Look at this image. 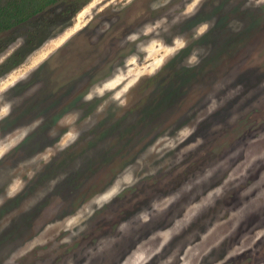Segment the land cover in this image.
<instances>
[{
  "label": "clouds",
  "instance_id": "1",
  "mask_svg": "<svg viewBox=\"0 0 264 264\" xmlns=\"http://www.w3.org/2000/svg\"><path fill=\"white\" fill-rule=\"evenodd\" d=\"M133 3L134 0H79L72 13L67 16L65 9L68 5L64 0L53 6L49 10L48 20H54L55 17H61V20L49 23L47 35L28 49L17 64L0 73V122L10 117L14 108L19 107L24 99L34 95L41 84L34 83L20 97H10L12 89L29 81L34 73L39 72L53 57L59 56L69 44L86 39L88 32L92 33V42L98 40L112 28L115 14L124 12ZM208 3L209 0H151L149 8L159 15L141 23L119 40L118 47L126 49V54L111 66L106 77L92 83L83 93L82 103L98 102L94 110L85 115L82 110L74 109L57 119L55 127L50 128L47 133L53 143L18 164L17 167L25 169L26 172L16 174L15 170H9L10 179L0 193V207L23 193L29 183L52 164L60 153L67 152L76 145L82 136L105 120L110 111L123 114L128 110L132 94L141 82L151 80L164 72L185 50L190 49L180 60L179 68H198L212 55L211 45H201L198 42L215 29L216 16L195 24L188 32L174 31L199 15ZM221 4L225 13L231 17L227 23L230 34L244 32L247 21L252 17L261 24L256 43L247 47L245 57L241 59L249 55L264 56V51H258L256 47V44L264 41V0H211L210 7H220ZM109 12L114 14L112 21L105 19V14ZM233 12L237 14L232 15ZM6 38V33L0 35V39ZM27 43V35L23 32L15 34L13 39L0 48V66L8 63ZM41 49H48L47 55L38 62H32L33 54ZM24 68L26 70L21 72ZM226 89L230 90L225 95H220ZM256 96H264V80L252 89H246L243 83H237L233 77L214 81L203 104L196 109L189 122L174 131L169 129L156 136L134 162L126 164L106 187L91 194L71 213L47 224L41 232L33 234L27 240L0 247V264H20L37 249L54 252L60 248L71 247L78 241L82 242L78 255H69L64 264H80V261L83 264H152L156 257L162 256L174 239L189 229L202 215L215 208L218 201L225 200L236 190H239L240 204L235 210L229 211L205 232L198 234L199 242L190 239L182 251L177 245L167 256H162L157 264H204L206 258L208 264H227L229 259L253 249L254 244L264 238V227L254 231V235L246 233L242 236L239 246L232 247L222 259L212 257L214 250H218L225 240L236 235L249 215L264 208V203H261L264 201V173H261V179L255 184L240 190L257 170L264 167V127H257L251 135L225 150L223 155L202 163L174 191L153 197L147 206L128 219L120 221L115 234L99 237L94 244L84 241V236L91 233V222L98 212L137 188L142 181L157 177L163 172H170L173 167H177L178 172H183L186 166H179L185 158L196 153L206 143L205 137L196 134L199 125L208 117L224 108L230 100L241 98L225 121L210 126V135L220 133L226 125L236 126L250 108L261 107L257 103L241 111L242 105ZM259 118L264 119V116ZM42 124L44 117L41 116L0 137V161L19 148ZM193 137L195 138L192 139ZM172 153L175 155H170ZM200 155L204 156L206 153L201 151ZM80 166L81 162L78 161L73 170L78 171ZM221 175L223 178L220 182L212 186L214 178ZM67 177V172H61L49 179L45 186L37 189L23 202L20 212H30ZM177 205L181 212L171 218L169 226L152 231L144 239H138L124 256L118 260L114 258V250L118 245L132 238L133 233H138L145 226L167 216ZM16 215L19 212L9 214L0 222V234L11 226V220ZM37 255L44 256L45 252L39 251ZM54 258L45 261V264H52ZM261 264H264V260H261Z\"/></svg>",
  "mask_w": 264,
  "mask_h": 264
},
{
  "label": "rangeland",
  "instance_id": "2",
  "mask_svg": "<svg viewBox=\"0 0 264 264\" xmlns=\"http://www.w3.org/2000/svg\"><path fill=\"white\" fill-rule=\"evenodd\" d=\"M64 2L68 5L65 9V16H67L72 13L79 0H64ZM150 3L151 0H143L133 6L134 2L129 7L133 8L132 11H128L129 16L123 17L121 24H135L132 26L134 29L141 23L154 19L159 14L149 8ZM210 4L211 0L199 15L174 31L188 32L195 24L216 16L215 29L198 42L201 45H211L212 55L205 59L198 68H179L180 60L190 51V49L185 50L180 57L167 66L164 72L151 80L141 82L132 94V102L128 110L123 114L110 111L107 118L90 133L82 136L76 145L67 152L60 153L52 164L29 183L23 193L13 200H8L3 207H0V222H3L9 214L19 212V215L12 218L11 226L0 234V247L29 239L33 234L41 232L47 224L71 213L91 194L101 191L126 164L134 162L135 158L154 141L156 136L169 129L174 131L189 122L196 109L203 104L204 97L211 90V84L214 81L233 77L236 78L237 83H243L246 89H252L264 80V56L249 55L241 59L245 57L247 47L256 43L257 32L261 30V24L255 17H252L247 21L244 32L238 35L230 34L227 31V23L231 17L225 13L223 4L220 7H210ZM50 9H53V6L29 23L0 33V35L7 34L6 39H0V48H3L17 33L23 32L28 37L25 48L13 56L8 63L0 66V73L17 64L28 49L34 47L47 35L49 23L61 20V17L48 20ZM236 14L232 13V15ZM117 17L118 14H115V19ZM113 18L114 14L110 12L105 14L106 20L112 21ZM138 21L139 24L136 23ZM111 31L112 29L104 33L95 42L90 39L91 31L88 32L86 39L82 38L69 44L59 56L53 57L39 72L34 73L29 81L17 85L9 93L10 97H20L34 83L41 84L34 95L24 99L19 107L14 108L10 117L0 122V137L41 116L44 117V124L32 133L19 148L0 161V193L3 192L4 186L10 179V169L15 170L16 174L26 172L25 169L18 168V164L41 151L46 145L53 143L47 133L50 128L55 127L60 116L74 109L82 110L85 115L94 110L98 102L82 103L83 93L92 83L106 77L111 66L126 54V49L118 47L117 41L123 37L117 33L113 38L116 46L104 49V45L111 36L109 34ZM256 47L258 51H264V41H260ZM47 52L48 49L35 52L31 58L32 62L40 61L47 55ZM25 70L26 68L21 69V72ZM228 90L230 89H226L220 95H225ZM240 99L236 97L230 100L224 108L199 125L196 135L205 137L206 143L196 153L185 158L179 166H186L183 172H178V168L173 167L170 172H163L157 177L142 181L137 188L130 190L129 193L96 214L91 222V233L85 234L84 241L94 244L99 237L115 234L120 221L128 219L135 212L147 206L153 197L167 195L174 191L199 169L202 163L223 155L225 150L251 135L257 127H264V119L259 118L264 116V96H256L246 101L241 111L257 103L261 105L260 108H250L236 126L226 125L222 132L209 134L210 126L225 121ZM201 151L206 155L201 156ZM78 161L81 162V166L78 171H74V166ZM61 172H67L68 177L57 185L53 193H50L30 212H20L26 199ZM261 173H264V167L257 170L240 190L259 181ZM222 178V175L214 178L212 186H215ZM238 193L239 190H236L230 193L225 200L218 201L215 208L202 215L189 229L174 239L164 250L162 256H167L177 245L182 251L190 239L199 242L198 234L205 232L217 219L226 216L229 211L239 206ZM180 212V207L174 206L167 216L145 226L138 233H133L132 238L126 239L116 247L114 258L118 260L119 257L124 256L138 239H144L152 231L169 226L171 218L179 215ZM261 227H264V208L249 215L236 235L225 240L218 250H214L212 257L222 259L232 247L239 246L242 236L246 233L254 235V231H258ZM81 244L82 242L78 241L71 247L60 248L54 252L37 249L20 264H45V261L52 257H55L52 259V264H64V260L69 255H78ZM39 251H44L45 255L38 256ZM162 256L156 257L152 264H157ZM261 260H264V238L258 240L253 249H248L229 259L227 264H261ZM80 264H83V261H80ZM204 264H208V258L205 259Z\"/></svg>",
  "mask_w": 264,
  "mask_h": 264
},
{
  "label": "trees",
  "instance_id": "3",
  "mask_svg": "<svg viewBox=\"0 0 264 264\" xmlns=\"http://www.w3.org/2000/svg\"><path fill=\"white\" fill-rule=\"evenodd\" d=\"M62 0H0V33L29 23Z\"/></svg>",
  "mask_w": 264,
  "mask_h": 264
},
{
  "label": "flooded vegetation",
  "instance_id": "4",
  "mask_svg": "<svg viewBox=\"0 0 264 264\" xmlns=\"http://www.w3.org/2000/svg\"><path fill=\"white\" fill-rule=\"evenodd\" d=\"M141 1H143V0H134L135 4L133 6H135L136 4L140 3ZM132 9L128 8L127 11H125L124 13H118L117 19H115V22L112 24V28H111L112 31L109 33V34H111V36L109 37V41L107 39L108 42L106 43L107 45L106 44L104 45V49L106 47H115L116 46V41H114V39H113L114 37H116V33H117V35H120L121 37H123L128 32L133 30L132 26H135V24H121L123 22V20H122L123 17H126V16L128 17L129 16L128 11H132ZM136 23L139 24L140 22L138 21ZM118 42L119 41H117V43Z\"/></svg>",
  "mask_w": 264,
  "mask_h": 264
}]
</instances>
